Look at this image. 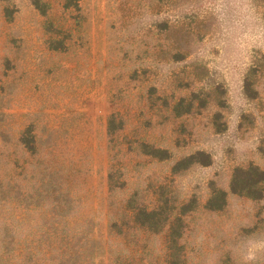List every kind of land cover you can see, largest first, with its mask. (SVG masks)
<instances>
[{
    "label": "rangeland",
    "instance_id": "1",
    "mask_svg": "<svg viewBox=\"0 0 264 264\" xmlns=\"http://www.w3.org/2000/svg\"><path fill=\"white\" fill-rule=\"evenodd\" d=\"M250 165L264 0H0L1 264H264Z\"/></svg>",
    "mask_w": 264,
    "mask_h": 264
},
{
    "label": "trees",
    "instance_id": "2",
    "mask_svg": "<svg viewBox=\"0 0 264 264\" xmlns=\"http://www.w3.org/2000/svg\"><path fill=\"white\" fill-rule=\"evenodd\" d=\"M230 189L233 194L246 196L253 200L261 199L264 196V170L256 165L236 168L232 175ZM226 198L227 192L224 190H214L206 203V208L212 211H220L226 206ZM184 208L190 210L187 206ZM156 215L157 211H147L146 209L138 208L134 221L140 227H149L158 231L159 222L155 221ZM1 257L0 253V259Z\"/></svg>",
    "mask_w": 264,
    "mask_h": 264
}]
</instances>
